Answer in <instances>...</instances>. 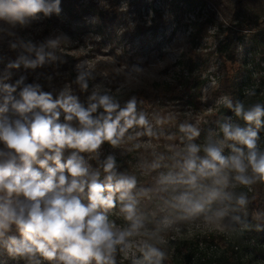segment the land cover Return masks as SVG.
<instances>
[{
	"label": "clouds",
	"instance_id": "obj_1",
	"mask_svg": "<svg viewBox=\"0 0 264 264\" xmlns=\"http://www.w3.org/2000/svg\"><path fill=\"white\" fill-rule=\"evenodd\" d=\"M58 4L59 0L51 4L45 0H0V20L24 24L39 13L59 12ZM57 44L50 39L38 48L29 45L35 59L24 60L25 66L43 65L46 58L56 60L45 47L55 48ZM88 75L81 72L77 76L82 89L88 87ZM15 90L16 86L5 85L8 94L3 111H8L11 103L22 119L9 122L6 118L0 124V144L4 145L0 148V246L11 257L29 264H40V257L55 264H116L114 254L118 249L126 250L131 238L145 231L139 198L151 199L153 192H175L183 186L184 191L166 202L180 218L197 215L213 202L221 205L218 215L223 217L248 203L244 194L234 196L228 191L230 177L243 186L264 181V151L258 147V132L251 127H264L261 103L246 107L245 102L238 101L233 106L225 98V106L248 126L225 122L220 126L223 138L209 137L202 148L191 143L199 130L191 124L180 125L189 143L176 154L178 171L161 174L155 189L137 190V178L118 173L114 157L108 156L103 163L101 181V172L90 171L91 166L81 155L97 153L104 142L117 146L134 126L144 127L152 135L146 117L137 114L134 98L121 107L111 96L93 93L89 98L93 102L85 108L67 90L53 99L40 85L28 84L21 89L20 98L14 99L11 93ZM98 109L103 111L94 116ZM74 120L78 128L70 123ZM227 141L234 143L228 145ZM224 147H231L233 154L224 155ZM65 149L73 151L63 159ZM201 151L203 156L199 155ZM158 167L159 163L152 165L153 169ZM118 202L127 222L123 229L107 215ZM13 227L20 238L6 235ZM141 252L148 264H161L165 256L147 241L142 243Z\"/></svg>",
	"mask_w": 264,
	"mask_h": 264
},
{
	"label": "trees",
	"instance_id": "obj_2",
	"mask_svg": "<svg viewBox=\"0 0 264 264\" xmlns=\"http://www.w3.org/2000/svg\"><path fill=\"white\" fill-rule=\"evenodd\" d=\"M101 1V8L89 0L86 2L64 0L61 3L68 20L76 23L79 30L92 28L102 39V43H108L109 48L114 47L115 41H123L124 44L133 42L140 33L142 34L141 38H138L140 45L150 41L147 35L153 34L154 36L160 27L166 26V18L170 14L168 12L162 16L161 11L155 10V15L151 17L149 26L144 28L135 22L127 21V19L130 17L139 18L140 12L145 6L151 7L153 0H130L129 3H126L127 8L125 9L121 8V0ZM166 5L169 11L173 8L179 12H188L196 7L208 6L209 8L205 15L190 22L195 29L194 43H201L211 27L214 30L212 44L201 53L188 51V60L184 62L187 73L184 77L167 86L137 88L118 96L115 94L114 84H111L109 91L103 92L93 86V80L89 77L86 78L87 89H82L77 83L79 74L72 69V66L67 67L69 70L66 76V80L69 81L68 93L76 96L85 108L93 102L89 99L93 93H96L98 97L109 95L121 107L134 98L137 114H143L151 128L152 135H148L144 127L134 126L125 133L117 146L104 142L97 153H83L86 157L85 160L91 166L90 171L99 170L101 172V181L104 177L102 165L108 156L114 157L118 173L134 175L137 178V190L141 188L155 189L161 174L178 171L175 167L177 157L173 156L172 151L167 147L171 141L169 138L175 136L177 139L180 138L182 143L188 144L189 141L180 131V125L191 123L186 121L176 109L171 110L170 107L180 102H188L195 109L201 108L202 88L206 79L201 77L198 66L203 59H213L218 62L215 83L211 90L213 99L223 95L232 101L233 106L238 101L245 102L246 107L255 103L264 105L262 97L247 96L244 93L246 83L264 80V74L261 73L263 69L260 67V63L264 59V0H177L169 1ZM217 12L221 13L222 18L225 17L224 21L217 18ZM87 16L94 17L96 23L93 25L86 23L85 17ZM242 23H247L249 27H243ZM146 29L148 31H144ZM241 46L244 48L243 54H240L238 50ZM104 72L110 73V68L102 67L101 70H97L96 74L100 77ZM111 74L112 77H115L114 72ZM102 111L103 109H98L97 113L93 115H98ZM207 116L217 126L221 122L228 121L229 118H232L241 127L248 126L235 116L233 109L225 106L224 101L213 106ZM72 126L78 128L79 123L74 120ZM193 126L199 130L200 134L191 143L199 145L198 139L202 136L206 126L204 121ZM251 127L258 132V142L262 140L259 149L264 151V132L262 131L264 127L259 129H256L255 125ZM262 133L263 135H261ZM155 137L157 140H154ZM147 143H150L151 147L147 146ZM226 143L232 145L234 142L227 141ZM236 146L242 147L241 145ZM223 154H233L231 147H224ZM199 155L203 156V151ZM154 163H159L160 167L153 169ZM249 174H251L250 170ZM250 186L254 202L244 214L241 213L249 225L251 238L248 241H242V234L239 233L232 238H228L223 233L212 232L193 231V233L180 236L170 233L156 245L165 254L161 264H264L257 260V257L263 254L264 261V181H256ZM184 190L181 186L175 192L159 194L153 192L151 199L141 197L143 199L141 206L145 209V222L150 231L161 224L163 214L172 212L166 202ZM212 204L207 206L205 211H209ZM252 212H255L256 215ZM114 258L116 264H132L130 259L122 257L119 249L114 254Z\"/></svg>",
	"mask_w": 264,
	"mask_h": 264
},
{
	"label": "rangeland",
	"instance_id": "obj_3",
	"mask_svg": "<svg viewBox=\"0 0 264 264\" xmlns=\"http://www.w3.org/2000/svg\"><path fill=\"white\" fill-rule=\"evenodd\" d=\"M82 1L86 2L88 0ZM89 1L95 2L101 8V0ZM121 1V8H127L126 3H129L130 0ZM169 1L177 0H153L152 6H145L140 12L141 16L139 18L130 17L127 19L129 22H135L140 27L146 28L150 24L151 17L155 15V10L161 11L162 16L170 12L166 18V26L160 27L154 36L153 34H148L150 41L142 45L138 43V38L142 36L140 33L137 35L139 37L134 38L133 42L124 44L123 41H115L114 47L109 48L108 43H102V39L99 38L92 28L79 30L76 23L67 19L61 3L64 0H59V12L54 11L50 15L39 13L34 18H28L24 24L0 20V124L4 123L6 118L9 122L22 119L20 114L12 108L11 103L8 104V111H3L4 97L8 94L5 91V85L16 86L15 92L11 93L14 99L20 98L21 89L28 84L40 85V89L43 92L50 93L53 99H56L65 90L69 92V81L66 80V76L69 73L67 67L70 66L78 74L81 72L89 73L88 77L92 78L93 86L103 92L109 91L111 84H114L115 94L118 96H122L137 88L167 86L175 80L184 77L187 73V67L184 62L188 60V51L192 50L201 53V51L208 49V46L212 44L214 30L210 27L207 32L208 35L202 39L201 43H194L193 34L195 29L190 21L205 15L209 10L208 6L196 7L188 12H179L173 8L169 11L166 5ZM45 3H56V0H45ZM216 16L223 21L225 19L224 16L222 18L220 12H217ZM85 22L93 25L96 20L92 16H87L85 17ZM242 24L243 27H249L247 23ZM144 31H148V29ZM50 39L57 40L58 44L55 48L45 47V52H51L57 59L50 60L46 58L43 65H38L35 68L26 67L24 60L35 59L34 52L30 53L28 46L32 45L38 48L41 44H46ZM243 49V46L238 48L240 54L244 53ZM202 61L198 68L201 72V77L205 78L206 81L202 88L201 108L195 109L188 102H180L174 106H169L171 110L176 109L186 121H190L191 125H198V122L204 121L206 127L202 136L198 139L201 147L207 143L209 137L214 140L222 139L221 124L225 122L235 123L232 118H229L228 121L221 122L217 126L207 116L213 106L225 101V97L223 95L218 96L217 99L211 97L218 62L213 59H203ZM102 67H109L110 73L104 72L99 77L96 73ZM260 67L263 69L261 73L264 74V59L261 61ZM111 72H114L115 77H112ZM18 81H21L19 85H17ZM244 93L247 96L252 93V95L260 96L264 99V80L246 83ZM36 111L39 110L37 109ZM31 115L29 114V117ZM60 122H65L62 110ZM72 122L70 123L72 124ZM262 131L264 132V130ZM169 139L171 141L167 147L170 148L173 156L182 152L187 145L175 136H170ZM154 140H157V138L155 137ZM261 142L262 140L258 142V147ZM150 143H147V146L151 147ZM3 147L4 145L0 144V148ZM71 152V149H65L63 159H66ZM49 166L54 167L51 162H49ZM34 167L39 168L38 165H34ZM39 170L44 171V169ZM228 191L232 192L234 196L244 194L248 203L243 208H239L238 211H229L223 217L218 215V211L221 208L218 202H213V206L209 211H203L187 218H180L173 211L170 214H163L161 224L153 231L148 229V225L145 222L144 233L139 237L131 238L130 247L121 251L122 257L130 259L132 264H148L141 252L142 243L147 241L156 247L157 243L170 233L180 236L186 233H193V231L212 232L216 234L223 233L228 238H232L239 233L242 234V241H248L251 238L249 225L245 222L241 213L244 214L254 202L252 187L250 185H239L230 177ZM142 203L143 199L139 198L138 210L145 216V209L141 206ZM252 214L256 215L255 212H252ZM107 215L117 228L123 229L127 227V222L120 212V204L116 208L108 210ZM6 235L20 238L14 227ZM262 255L257 257L260 263H264ZM39 260L40 264H55V262L46 261L42 257ZM0 264H29V262L21 258L11 257L0 246Z\"/></svg>",
	"mask_w": 264,
	"mask_h": 264
}]
</instances>
